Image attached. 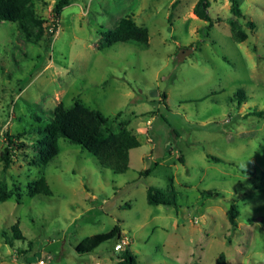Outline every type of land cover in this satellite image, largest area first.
Returning a JSON list of instances; mask_svg holds the SVG:
<instances>
[{"label":"rangeland","instance_id":"obj_1","mask_svg":"<svg viewBox=\"0 0 264 264\" xmlns=\"http://www.w3.org/2000/svg\"><path fill=\"white\" fill-rule=\"evenodd\" d=\"M57 1L33 0L52 39L30 42L17 23H0V154L8 135L25 133L13 165L0 161L9 192L0 201V264H117L126 249L136 264H217L222 253L227 264H264V0H240L246 17L233 15L230 0H212L213 25L194 14L198 0H70L54 16ZM124 16L148 27V47L104 46ZM232 21L246 40L234 39ZM77 100L108 116L109 130L138 136L126 172L63 137L42 164L38 128L60 101ZM41 175L53 194L31 196ZM151 187L174 191L177 206L150 204ZM208 190L222 196L203 197ZM116 224L121 248L112 239L77 251Z\"/></svg>","mask_w":264,"mask_h":264},{"label":"trees","instance_id":"obj_2","mask_svg":"<svg viewBox=\"0 0 264 264\" xmlns=\"http://www.w3.org/2000/svg\"><path fill=\"white\" fill-rule=\"evenodd\" d=\"M212 0H198L193 7V12L199 18L209 21L213 25V18L209 14V8ZM178 0L173 3L176 6ZM231 12L236 17H246L241 10L240 0H230ZM70 0H58L53 8L54 16H60ZM3 21H12L18 24L21 32L30 42H38L46 36L52 39L55 36L52 27H48L45 20L36 15L33 0H0V23ZM248 24L255 28L253 21ZM231 30L236 41L242 42L248 38V33L237 22H231ZM117 42H135L144 47L149 46L150 33L146 26L138 25L131 16L122 17L114 29L104 32V46H111ZM237 97L242 99L244 94L238 91ZM260 115L264 112L260 111ZM112 120L101 110L91 108L85 103L77 100L74 105L68 106L60 101L53 110L51 120L45 125H40L39 132L44 135L38 141L39 158L43 165L51 162L59 153L58 139L66 138L68 141L80 144L82 148L88 150L96 157L98 164L103 168H110L115 173H124L129 169L130 151L141 145V141L130 129L124 127L119 131H111L109 127ZM25 133L17 135H8L7 144L0 154V161L3 167L8 170L13 165V152L17 150L16 137L23 136ZM209 157L215 161H221L218 156L209 154ZM260 176L264 181V169ZM30 194L36 196L39 194L52 195L53 191L44 175L34 179L30 183ZM222 193L215 190L203 192V197H221ZM9 197V192L5 185L0 182V201H5ZM148 202L150 204H164L167 206H177L178 202L174 191L169 193L162 192L154 187L148 190ZM239 210L235 205L229 209V219L232 226L237 227V216ZM20 232L18 223L14 227ZM123 228L116 224L114 227L104 233H98L88 236L81 240L76 249L80 253H90L108 240L115 239L116 244L121 240ZM21 235H15L14 239H21ZM11 242V241H9ZM12 243V242H11ZM123 245L121 244V247ZM126 249V248H124ZM123 249V250H124ZM117 251H123L116 249ZM26 255L25 251H21ZM137 257L129 250L119 254L117 264H136ZM217 264H227L225 254L222 253L217 260Z\"/></svg>","mask_w":264,"mask_h":264},{"label":"water","instance_id":"obj_3","mask_svg":"<svg viewBox=\"0 0 264 264\" xmlns=\"http://www.w3.org/2000/svg\"><path fill=\"white\" fill-rule=\"evenodd\" d=\"M186 52V49H182V51H181V53H180V55H179V58L181 59V60H183V58H184V53Z\"/></svg>","mask_w":264,"mask_h":264},{"label":"built area","instance_id":"obj_4","mask_svg":"<svg viewBox=\"0 0 264 264\" xmlns=\"http://www.w3.org/2000/svg\"><path fill=\"white\" fill-rule=\"evenodd\" d=\"M117 248H121V243H118ZM40 264H45V263H44V260H41V261H40Z\"/></svg>","mask_w":264,"mask_h":264}]
</instances>
